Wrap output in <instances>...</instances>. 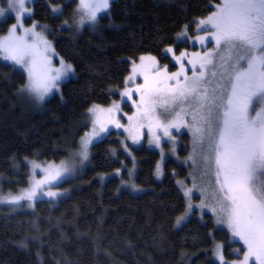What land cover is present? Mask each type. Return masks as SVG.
Instances as JSON below:
<instances>
[{
	"label": "trees",
	"instance_id": "1",
	"mask_svg": "<svg viewBox=\"0 0 264 264\" xmlns=\"http://www.w3.org/2000/svg\"><path fill=\"white\" fill-rule=\"evenodd\" d=\"M216 2L112 0L95 25L79 28L74 23L77 0H34L26 23L48 26L55 51L75 75L60 85V94L32 108L19 93L25 74L0 59V192L27 184L29 159L56 162L77 147L87 127L82 123L87 109L119 97L131 60L152 54L174 70L164 48L175 43L185 23L205 17ZM53 7L60 13L54 14ZM13 21L11 15L1 20L0 34ZM188 46L184 40L175 48ZM123 108L131 110L127 102ZM120 138L111 130L91 144L85 169L57 185L70 191L57 203H0V264H219L212 258L215 241L223 243L226 257H234L231 250L239 242L210 215H192L177 225L186 211L182 187L176 184L186 176L183 165L167 160L164 177L156 180L157 150L133 148L134 184L146 190L120 187L126 166L132 167Z\"/></svg>",
	"mask_w": 264,
	"mask_h": 264
},
{
	"label": "snow or ice",
	"instance_id": "2",
	"mask_svg": "<svg viewBox=\"0 0 264 264\" xmlns=\"http://www.w3.org/2000/svg\"><path fill=\"white\" fill-rule=\"evenodd\" d=\"M26 2L31 3L32 0H7V9L0 8V17L6 11L16 13V23L11 25L8 35L0 39V58L10 61L13 66L19 65L26 71L27 83L19 91L37 101H43L54 89L59 90L58 82L69 73H74V69L62 58L59 61L60 67H53L54 50L35 31L37 25L23 28L22 19L25 14L31 15V10L25 7ZM110 3L111 0H78L76 11L80 14L79 23L83 25L88 21L95 25L98 15L108 12ZM214 7L216 10L211 15L194 21L198 30L209 33L196 39L201 44L214 40L217 49L226 50L227 56H221V67L228 72L229 87L221 90L219 97L214 95L215 89L211 97L208 89H203V94L200 95L202 103L198 110L202 126L195 127L194 132L201 141L205 133L208 135L216 169L215 182L220 194L219 212L224 216L233 236L239 237L248 249L243 259L234 264H249L250 258H254L256 264H264V0H220ZM52 12L60 13V9L54 7ZM187 27L188 25L185 26L186 29ZM18 29H22V34H17ZM166 51L171 52L172 49ZM213 55V52H207L203 56L192 54V58L187 61L193 70L191 78L184 75L183 63L180 71L169 75L166 70L158 69L155 57L141 56L139 64L132 62V75L126 78L125 83L134 81L136 76H143L144 83L137 85L135 89L125 88L120 93L123 102L131 99L134 91L140 94L138 112L134 117H128V120L150 119L158 105L166 106L181 98L199 95L201 82L205 79L203 70L207 65L215 67L211 59ZM185 56L186 53H181L176 60L182 61ZM197 65L201 69L199 75L195 71ZM182 75L183 83L180 80ZM212 75L215 76L216 73ZM169 81L175 83L170 84ZM257 105L259 111L256 110ZM119 112L120 105L117 103L107 109L97 105L88 109L93 130L81 138L79 155L82 159H87L88 146L93 139L99 137L101 132H108L109 124L117 128L123 127L115 118ZM253 112L255 115H251ZM196 119L194 114L193 120ZM155 126L163 127L164 135L170 136L168 128L176 125L164 126L157 122ZM132 139L136 142L137 138L133 136ZM155 139L159 144V137ZM32 168L41 169L45 173L44 178L33 181L31 189L25 190L21 195L0 197V203L17 204L21 200H32L45 185L70 172L64 161L60 165L47 163L43 167L32 161ZM157 173L159 174V166ZM46 195L55 197L58 194L49 191ZM188 208L190 210L192 205L189 204ZM212 210L217 211L216 208ZM185 218L186 216L179 217L177 225ZM222 222L225 221H218ZM217 247L221 264H228L219 251L221 246Z\"/></svg>",
	"mask_w": 264,
	"mask_h": 264
},
{
	"label": "rangeland",
	"instance_id": "3",
	"mask_svg": "<svg viewBox=\"0 0 264 264\" xmlns=\"http://www.w3.org/2000/svg\"><path fill=\"white\" fill-rule=\"evenodd\" d=\"M112 1V0H111ZM34 0H32L31 3L25 4V7L29 8L32 12V5ZM78 2V0H77ZM220 2V0H219ZM219 2H216L219 3ZM215 5V4H214ZM213 5V9L205 15V17L200 18H194L192 22L185 23L181 31H179L176 34L175 43L173 45L167 46L164 48V53H167L170 56L171 62L176 65L174 70H170L167 65H160L157 61V67L160 70H166V72L170 75L172 73L180 71V65L181 63L184 64L185 67V73L184 75H187L188 77L193 76V70L192 66L187 63L189 59L192 58L193 53H198L201 56H203L207 52H213L214 55L211 58L213 60V65H207L206 68L203 70L205 72V79L201 82L200 86V94L199 95H190L187 98H181L176 101L174 104H169L166 106H160L158 105L155 109V112L153 113L152 117L149 118H143V119H133V121H129L128 117L135 116L137 114L138 109L137 105L140 103V94L137 92H133L132 98L128 99L126 102L129 103L131 110L126 111L123 108V102L121 100L120 93L125 90V88H131L135 89L137 85H141L144 83L143 76H136L134 81H130L128 83L124 82V85L118 90L119 97L117 99H112V102H110L108 105H102V104H93L89 108L93 107L94 105L99 106L100 108L107 109L111 107L114 103H117L120 105V112L116 114V119L119 121L123 127L117 128L112 124H109L108 132L107 133H100L99 137H96L93 139V142L99 141V139L105 137L108 135V133L112 130L118 134L121 135L120 142L125 150L126 155L130 159H132V167H127L128 173L126 178L120 179V187L121 188H129L131 191L135 192L140 190H146V188L143 187H136L134 184L135 180V173L137 170L136 166V157L132 154L133 148H139L141 146H146L148 148H151L153 150H157L159 157L156 161V167L154 170V176L157 179H162L164 176V164L167 162V160H172L176 164L183 165L187 168L186 176L184 178H180L176 181V184L178 182V185L181 186V188L184 197L186 198V205L184 212L182 216H186L185 219H183L181 222H184L189 217H192V215L197 216L198 218H202L204 214L210 215L211 219H213L214 224L217 227H221L223 229H227L230 235V239L236 242H239L240 246L233 248L231 251L234 255V257H226L224 254V245L220 241H215L213 248H212V258L215 262L221 264L218 256L217 251L218 247L221 246L219 251L222 252L225 261L228 262V264H234V262H238L243 259L244 254L248 251L247 246L244 244L242 240L239 239V237H234L232 234L231 229L227 226L226 220L224 216L219 212V196L218 193V185H216L215 182V164L214 160L212 158V153L209 148V138L207 133H205L203 141H201L198 136L194 132L195 127H201L202 121L199 119L200 116V105L202 103V100L200 99V95L203 94V89H208V94L211 97L213 95V89H215L214 95L216 97H219L221 94V90H226L229 87L228 83V72L225 68L221 67L222 60L221 56H227V52L224 48L217 49L216 43L214 40L205 41L204 44H201L199 40L196 39L198 36H207L209 35L208 32L198 30L196 27V23L194 21H198L200 19H205L213 11H215V7ZM7 0H0V8L7 9ZM54 8V7H53ZM58 8V7H56ZM60 9V8H59ZM77 9V8H76ZM75 18L74 23L80 28L86 25H92L90 22L85 21L83 25L79 23L80 20V14L75 11ZM7 15H11L14 17V21L8 26L11 27L12 24L16 23L15 19V11H6L5 15L3 17H0V21L4 20ZM105 15V14H100ZM98 15V17L100 16ZM31 16L28 14H25L24 18L22 19L23 28H31L33 24H36L37 27L35 29L36 32L40 33L44 39H46L50 44L52 49L54 50V53L52 55V65L53 67H60V59L61 57L57 54L55 51V47L53 46V40L50 39L48 36V26L43 23H38L35 20H32L26 23V19ZM188 25L187 29L185 26ZM6 30L5 33L0 34V39L8 35V30ZM182 33H186V35H181ZM17 34H22V29H18ZM187 40L189 42V46L185 48H180V51H176V44H179L180 42ZM167 49H172L171 52L166 51ZM181 53H186V56L183 58L182 61H177L176 57H179ZM149 57L152 56V54H142L139 57ZM139 57L138 59H134L130 61V72L126 77H129L132 75V62H135L136 64H139ZM156 58V57H155ZM3 60L2 58H0ZM65 63L70 64L67 62L64 58H62ZM5 61V60H3ZM9 62L10 61H5ZM12 64V63H11ZM17 70L23 71L25 74V83H27V73L24 71L23 68H21L19 65L14 66ZM196 74L199 75L201 69L199 68V65H197L196 68ZM216 73L215 76L212 75V73ZM223 74V78H222ZM75 75L74 73H69L67 76L62 77L61 80L58 82L59 88L60 85L67 79L73 78ZM181 83L184 82L183 75L180 77ZM126 81V80H125ZM168 83L174 84V81H169ZM23 84V85H24ZM21 88V87H20ZM19 88V89H20ZM23 95V97L28 101L27 103L29 107L32 108H39L42 106V102L50 97H52L54 94H60L59 90H53L48 96L45 97L43 101H37L35 98L29 96L27 93L20 92ZM135 101V103H133ZM88 108V109H89ZM88 109L86 111V118L82 121V123H86L87 127L84 129L77 138L76 148L72 150L67 157L61 160L55 161H42L37 159H29L28 160V171L29 174L27 176V184L23 187L18 189L17 191H6V192H0V197H8V196H16L21 195L25 190H30L33 181L43 179L45 176V173L41 171V169L37 168L33 170L32 168V161H35L37 163H40L43 166H45L47 163H52L54 165H60L61 161H64L67 166L70 168V172L66 173L61 179L52 181L51 184L45 185L41 190L38 191L37 196L32 200H21L17 204H11L3 202L4 204L11 205V206H17V207H33L35 200L42 199V200H48L52 203H57L59 199L66 197L69 194V189H62L59 188L57 185L60 184L64 179H68L69 177H72L79 173V171L85 169V167L89 164L91 157V144L88 146V157L87 159H82L79 155V152L81 151L80 144H81V138L85 136L86 133H91L93 130L92 126V117L88 113ZM256 110L259 111V105H257ZM179 114V116L177 115ZM197 116V119L193 120V115ZM251 115H255V112L251 113ZM159 122L160 124L164 126H168L170 124H174L176 126L169 127L168 131L171 133L170 136L164 135V128H157L155 125ZM143 125V127H141ZM125 129H132V131H126ZM151 129V130H149ZM136 136V142H133L132 137ZM156 137H159V144L156 143ZM159 166V174L157 173V168ZM119 175V172H117ZM177 185V186H178ZM190 190V192H189ZM52 191L57 193L55 197H50L46 195L47 192ZM186 192L188 193L186 195ZM191 204L192 208L189 210L188 205ZM201 205H206V207H201ZM216 208L217 211L214 212L212 209ZM218 221H225L222 223H218ZM239 249V252H236L234 250ZM249 264H256L254 258L249 259Z\"/></svg>",
	"mask_w": 264,
	"mask_h": 264
}]
</instances>
